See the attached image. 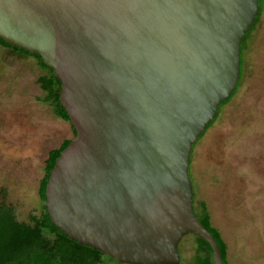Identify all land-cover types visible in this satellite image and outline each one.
<instances>
[{
	"label": "water",
	"instance_id": "1",
	"mask_svg": "<svg viewBox=\"0 0 264 264\" xmlns=\"http://www.w3.org/2000/svg\"><path fill=\"white\" fill-rule=\"evenodd\" d=\"M259 0H0V40L61 83L75 138L45 189L52 223L120 264H181L194 144L231 98Z\"/></svg>",
	"mask_w": 264,
	"mask_h": 264
},
{
	"label": "rangeland",
	"instance_id": "2",
	"mask_svg": "<svg viewBox=\"0 0 264 264\" xmlns=\"http://www.w3.org/2000/svg\"><path fill=\"white\" fill-rule=\"evenodd\" d=\"M259 1L261 18L242 42L235 96L219 107L190 160L199 217L206 215L200 200L217 199L215 190L228 209L214 226L228 245L226 264H264V0ZM45 74L36 58L0 46V206H10L23 222L41 213L38 191L49 152L74 138L70 123L45 101L38 84ZM213 172L207 183L204 177ZM179 254L181 264L195 261L194 234L182 239ZM103 264L119 263L104 257Z\"/></svg>",
	"mask_w": 264,
	"mask_h": 264
},
{
	"label": "trees",
	"instance_id": "3",
	"mask_svg": "<svg viewBox=\"0 0 264 264\" xmlns=\"http://www.w3.org/2000/svg\"><path fill=\"white\" fill-rule=\"evenodd\" d=\"M0 46L13 49L26 56H32L38 60L40 67L47 71V74L38 78V84L46 93V103L52 107L55 116L70 123L66 111L60 106L61 83L56 78L54 71L48 68L38 56L29 55L25 51L12 48L1 40ZM236 91L237 89L231 97L235 96ZM213 122L207 126V129L211 127ZM73 132L75 131L73 130ZM70 142L64 141L59 148L51 151L49 155L45 175L40 181L38 191L42 201L40 215L32 216L29 222H23L17 220L10 206H0V264H103L104 257L116 261L100 251L81 245L64 235L52 223L45 207V189L50 172L56 159ZM201 209L206 214L205 220H202L198 214L197 216L202 224L210 230L207 210L205 206H202ZM211 232L219 243L224 259L226 257V244L216 230H211ZM195 238L197 255L195 261L190 264H214L212 249L209 244L200 237L195 236Z\"/></svg>",
	"mask_w": 264,
	"mask_h": 264
},
{
	"label": "flooded vegetation",
	"instance_id": "4",
	"mask_svg": "<svg viewBox=\"0 0 264 264\" xmlns=\"http://www.w3.org/2000/svg\"><path fill=\"white\" fill-rule=\"evenodd\" d=\"M261 8H260V12H259V15H258V17H260L261 15ZM257 17V18H258ZM261 18V17H260ZM13 50V49H12ZM15 51V50H14ZM17 52V51H16ZM22 54V53H21ZM23 55H25V54H23ZM241 70H242V67H241ZM241 77V76H240ZM57 117V116H56ZM59 118V117H58ZM61 119V118H60ZM63 120V119H62ZM215 120V119H214ZM72 131H73V129H72ZM73 135H74V138H75V132H73ZM73 138V139H74ZM73 139H69V140H65V141H72ZM64 142V141H63ZM62 142V143H63ZM61 143V144H62ZM61 146V145H60ZM59 146V147H60ZM58 147V148H59ZM57 149V148H56ZM55 150V149H54ZM53 151V150H52ZM50 153H51V151L49 152V155H50ZM49 157L50 156H48V159H49ZM47 159V160H48ZM46 164H47V161H46ZM212 166V165H211ZM215 167V166H214ZM213 167V168H214ZM45 168H46V166H45ZM215 172V171H214ZM214 172L213 173H208V177L206 178V177H204L205 178V180H207V183H209V180H210V178H209V176H210V174H212V175H214ZM201 175H202V173H200ZM212 175H211V177H212ZM215 192V195H217L216 197H217V199L215 198V197H212V195H210V197L209 196H207V197H204V198H202L201 200H200V202H199V206H200V210H202L201 209V206H205V208H206V210H207V213H208V215H209V221H210V232H211V230H216L218 233H219V235H220V237H221V239L223 240V242L226 244V247H227V249H226V257L224 258V261H226V259H227V254H228V245H227V243L224 241V238H223V236H222V234H221V231L219 230V229H216L214 226H215V221H216V218H220V216H219V214L222 216L223 214H224V212L222 211V210H226L227 211V213H228V209H226L227 207H225V205H224V203H223V200H224V198H223V200H222V197H219L220 195V193L219 192H217V190H215L214 191ZM216 199V201H215V199ZM219 200V201H218ZM218 201V202H217ZM194 209H197V207H196V189H194ZM199 210V211H200ZM195 213H196V215H197V212H196V210H195ZM198 217V216H197ZM213 217H214V219H213ZM221 220V219H220ZM219 221V220H218ZM221 222H222V220H221ZM220 227V226H219ZM212 233V232H211ZM196 236V235H195ZM223 257V256H222Z\"/></svg>",
	"mask_w": 264,
	"mask_h": 264
}]
</instances>
